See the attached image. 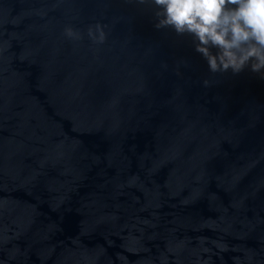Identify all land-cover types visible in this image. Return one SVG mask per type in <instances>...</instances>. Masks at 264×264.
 <instances>
[{
	"label": "water",
	"instance_id": "1",
	"mask_svg": "<svg viewBox=\"0 0 264 264\" xmlns=\"http://www.w3.org/2000/svg\"><path fill=\"white\" fill-rule=\"evenodd\" d=\"M156 22L0 0V264H264V77Z\"/></svg>",
	"mask_w": 264,
	"mask_h": 264
},
{
	"label": "clouds",
	"instance_id": "2",
	"mask_svg": "<svg viewBox=\"0 0 264 264\" xmlns=\"http://www.w3.org/2000/svg\"><path fill=\"white\" fill-rule=\"evenodd\" d=\"M148 3L157 18L155 27L172 28L193 37L195 50L207 60L212 73L229 69L251 71L264 77V0H137ZM64 34L79 40L82 34L66 26ZM89 38L102 44L106 39L104 25L97 22L87 29ZM217 49L215 53L211 50ZM205 87L209 80L203 81Z\"/></svg>",
	"mask_w": 264,
	"mask_h": 264
}]
</instances>
